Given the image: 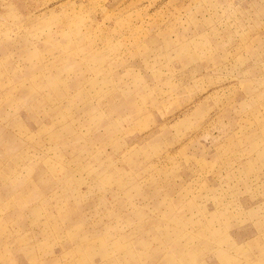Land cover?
<instances>
[{
	"label": "rangeland",
	"instance_id": "rangeland-1",
	"mask_svg": "<svg viewBox=\"0 0 264 264\" xmlns=\"http://www.w3.org/2000/svg\"><path fill=\"white\" fill-rule=\"evenodd\" d=\"M0 264H264V0H0Z\"/></svg>",
	"mask_w": 264,
	"mask_h": 264
}]
</instances>
